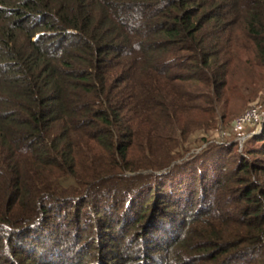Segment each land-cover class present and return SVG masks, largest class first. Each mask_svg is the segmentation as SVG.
<instances>
[{"label":"trees","instance_id":"1","mask_svg":"<svg viewBox=\"0 0 264 264\" xmlns=\"http://www.w3.org/2000/svg\"><path fill=\"white\" fill-rule=\"evenodd\" d=\"M246 54L264 0H0V264H85L56 239L91 230L96 264H264V130L184 145Z\"/></svg>","mask_w":264,"mask_h":264},{"label":"rangeland","instance_id":"2","mask_svg":"<svg viewBox=\"0 0 264 264\" xmlns=\"http://www.w3.org/2000/svg\"><path fill=\"white\" fill-rule=\"evenodd\" d=\"M252 59L253 58L247 54L242 55L240 58L237 57V60L231 66V71H229L227 77L229 85L224 93L223 100H221L218 105L216 114L211 119H207L206 117L202 118L205 121L202 127L205 129L202 128V130L194 131L185 139L184 141L186 142H184V145L186 148L194 144H199L203 142L204 139L205 141L208 140L219 143L236 140L239 142V148L241 150L247 140L263 132L264 66ZM248 114H250V117L246 121L241 122ZM199 151L201 150L193 151L188 154L186 158ZM235 151L236 148L233 152ZM103 219L106 220L107 218L104 217ZM89 221L94 222L92 219ZM86 235L91 238L87 240L89 247L86 250L82 247H78L77 245H79V242L73 241L70 238L71 236L64 237L58 235L56 241L60 242V245L66 244L69 249L68 251H70L74 257L79 258V260H84L85 264H96L99 262L98 256L102 252L101 246H103V244L100 246L99 243H96V235L92 230L87 232ZM131 245L128 246L125 244L124 247L120 248L116 245L111 246L109 249L107 248L108 253L106 252V254L115 257V259H111L110 264H120V262L125 264H139L138 261H142L138 260L140 247L138 245L131 247ZM161 253L164 256V253ZM92 256L93 262L89 260ZM153 256L160 259L158 253L154 252ZM116 257H120V259Z\"/></svg>","mask_w":264,"mask_h":264},{"label":"built area","instance_id":"3","mask_svg":"<svg viewBox=\"0 0 264 264\" xmlns=\"http://www.w3.org/2000/svg\"><path fill=\"white\" fill-rule=\"evenodd\" d=\"M249 117H250V114L246 115V117H245L244 119H242V121H241V122H244V121H246V120H247Z\"/></svg>","mask_w":264,"mask_h":264}]
</instances>
